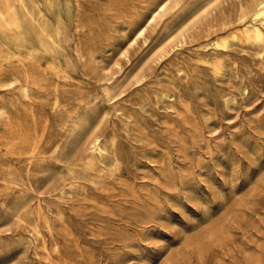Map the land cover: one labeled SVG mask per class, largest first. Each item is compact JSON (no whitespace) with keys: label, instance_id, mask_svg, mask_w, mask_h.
Wrapping results in <instances>:
<instances>
[{"label":"rangeland","instance_id":"obj_1","mask_svg":"<svg viewBox=\"0 0 264 264\" xmlns=\"http://www.w3.org/2000/svg\"><path fill=\"white\" fill-rule=\"evenodd\" d=\"M11 1L28 41L0 32V108L17 122L45 113L50 126L30 159L6 143L0 116V264H264V50L205 47L253 0H181L151 24L162 0H26L37 21L63 15L57 52ZM34 63L47 80L31 97L5 85ZM96 134L108 141L103 166L74 162ZM66 182L77 187L61 192Z\"/></svg>","mask_w":264,"mask_h":264},{"label":"bare ground","instance_id":"obj_2","mask_svg":"<svg viewBox=\"0 0 264 264\" xmlns=\"http://www.w3.org/2000/svg\"><path fill=\"white\" fill-rule=\"evenodd\" d=\"M54 1L55 0H44V2L46 4H49V5H53ZM180 1L181 0H162L159 4H157L154 7V9L151 11V13L148 16L146 21L149 24L157 23L162 17H164V15H166L170 11V9L172 7H175V6L178 7L179 6L178 4L180 3ZM14 2L11 0H0V32H3L6 36H8V38L12 42L19 43L20 45L23 46L28 41V39H27L28 31L26 29V26L24 25V20H23L22 16L20 15V11L18 9V6ZM19 2H20V6H21L20 8L24 11V16L25 17L27 16V17L34 19L35 25L33 24V26L37 27V37L43 43L45 48L50 49V50H54L55 52L59 51L63 47V43L69 39L68 29H67L65 23L63 22V15L59 14L57 17V20L53 24H48V23H46L47 21L46 22H42L39 20L37 21V19H39V18L36 19L34 11L32 9H30V7L27 5L26 0H19ZM211 2H212V0L210 1V3ZM217 4H218V2H217ZM214 7H216V6H214ZM204 8H206V6ZM216 8L218 9L219 7L217 6ZM175 9H177V8L175 7L174 11H175ZM201 12H203V11H201ZM201 12H200V14L203 15V13H201ZM197 20H199V19L197 18ZM30 21H32V20L30 19ZM235 22L237 23V26H235L234 28H232L231 30H229L226 33H223V34L219 33V35H217L215 38L211 39L210 42H208L205 45V47L206 48L211 47V49L214 48L216 50H219L220 52H224L231 47V44L234 41L242 42V43H248V44H251L253 46H258L260 48L259 55L262 57L263 50H264V0H253L251 2V4H249L248 6H242L238 15H237ZM192 23L194 24V21ZM192 25H191V27H192ZM186 30H189V26H188V29H186ZM186 30H184V31H186ZM135 31H136L135 32L136 38H143L144 41H148V37L146 35V33H147L146 25L137 26ZM181 34H183V32ZM178 36L176 38H179ZM207 37H208V35H207ZM183 38H184V36H183ZM175 48H177V47H175ZM2 52L3 51H1V53ZM29 53L30 54L28 56H30L31 58L35 57L36 53L33 50H30ZM157 54H159V53L157 52ZM124 56L129 58V53L128 52L124 53ZM35 58H37V57H35ZM3 59H5V56L3 57ZM26 60H28V59H26ZM23 65L24 66H22L19 69L18 74L15 75L14 77H12L10 80H8L5 83V85L8 86L9 88L19 89L20 92L22 93V95L25 98H28V97L32 96L35 88L44 86L47 78H46V73L40 68V66L38 64L34 63L31 66H26L25 64H23ZM117 66L120 68L122 67L119 63L117 64ZM183 66H184V64H183ZM212 66H213V69L216 73L222 72L223 67H224L223 60L218 59V60L212 62ZM50 68H51L52 74L58 78L67 79L70 77L68 71H66L64 69H60L56 65H52ZM173 70H175V69H173ZM225 71H227V69ZM8 87L7 88L5 87V89H8ZM166 91L168 92V90H166ZM55 95L56 96L53 99V103H52L53 105L52 106H53V108L57 109L60 105V99L58 98L60 95H57L56 93H55ZM168 102H170V101H168ZM229 103H230V101H229ZM177 104H179V103H177ZM177 104H175V105H177ZM167 111H168V109H167ZM91 113H93V111ZM83 114H85V113H83ZM0 116L5 121V126L10 131V136L9 135L4 136V140L6 141V143L8 145H11L14 149H17L19 154L26 155L30 159L31 158L34 159V158L39 157L40 155L45 153L44 149L46 148V142H47L46 141V135H47L48 128L50 126V118L45 113L30 110V113H29L26 121L17 122V121H11L10 111H8L7 108L3 107V108H0ZM127 119H130V118H127ZM134 123H135V121H134ZM75 124H77V123H75ZM70 129H71V127H70ZM105 138L99 134L94 135L93 138L90 140L88 146H87L86 152L77 154L76 158L74 159V162H75V160L81 161L90 167H92L94 165H99V164L102 165L104 162L103 158L105 156H108V154H109V150H108V146H107L108 141L105 140ZM71 140H74V139H71ZM106 141H107V143H106ZM61 144H62V140L59 139L54 143V146L60 148ZM118 152H119V150H118ZM27 160H29V159H27ZM113 162H114L115 166L118 168L121 164V159L118 156L113 155ZM22 173L23 172H21V174ZM83 174L84 173H81V176ZM10 182L11 181H9V183ZM13 182H11V183H13ZM16 182H18V181H16ZM22 182H24V181H22ZM68 184L72 187L74 182L73 183L66 182L64 184L61 183L58 185V188L61 190V192H64L65 186ZM73 186H75V185H73ZM75 187H77V186H75ZM57 195H59V193ZM33 212H34V210H33ZM209 236H210V234H209Z\"/></svg>","mask_w":264,"mask_h":264}]
</instances>
